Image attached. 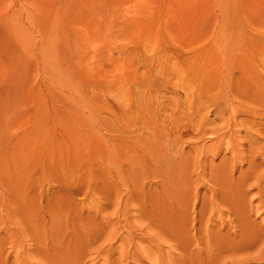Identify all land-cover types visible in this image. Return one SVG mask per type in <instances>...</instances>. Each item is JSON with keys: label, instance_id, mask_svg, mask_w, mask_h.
<instances>
[{"label": "rangeland", "instance_id": "1", "mask_svg": "<svg viewBox=\"0 0 264 264\" xmlns=\"http://www.w3.org/2000/svg\"><path fill=\"white\" fill-rule=\"evenodd\" d=\"M0 264H264V0H0Z\"/></svg>", "mask_w": 264, "mask_h": 264}]
</instances>
